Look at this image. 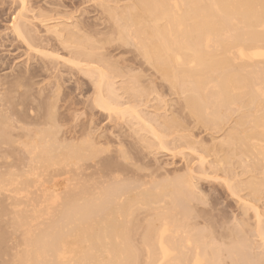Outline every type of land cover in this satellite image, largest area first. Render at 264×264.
<instances>
[{
    "label": "rangeland",
    "instance_id": "rangeland-1",
    "mask_svg": "<svg viewBox=\"0 0 264 264\" xmlns=\"http://www.w3.org/2000/svg\"><path fill=\"white\" fill-rule=\"evenodd\" d=\"M24 3L25 7H23ZM132 3V0H0V84L2 85H0V93L4 95L3 97L0 94V101L2 100L0 102V110L2 107L0 127L2 121L5 123L8 120L9 124L16 123L19 118L22 120L25 117V119H30L35 114L47 119L51 114L52 120L61 130L59 137L76 146L82 141V143L84 141L86 143L90 139L88 144L91 151L99 152L98 154L101 152L99 155L100 161L102 160V165L100 164L101 174L119 173L121 178L119 181L124 182L123 185L125 186L122 185L124 189L128 190L134 184L138 188L136 193L144 190L152 191L151 194H154L153 203L139 199L143 206L140 207V202V205L137 202L138 205L135 206L136 208L137 206L140 207V209L137 208V211L141 212L142 210L141 213L137 212V214L135 211L133 214L135 215L133 218H138L136 223L139 229H136L137 224L134 225L135 218L131 219V222L134 223H129V231H133L129 234L131 241H134L132 243L134 247L138 242V246L144 248V241H142L144 238L142 237L146 236L147 229L144 230V228L147 227L145 225L150 222L154 225L152 221L158 225L167 215L166 213H168L169 219L172 218L170 221L176 219L175 217L178 221L181 218L184 221L183 215L185 214L188 223L192 222L193 226L197 227V229L192 227L189 229L193 232L198 230L196 234H205L203 240L206 242L208 239L207 243H210V248H218L221 251L220 261L223 264H233L232 253L237 254L240 264L247 262L245 256L251 259L253 264H264V237L258 234L259 225L261 227L264 222V159H262L264 155L261 156L262 154H260L264 149L261 148L264 146V137L258 136L263 143L258 142L257 139L254 141L251 139L249 142V148H254L256 141L257 144L259 143L258 146L262 144L260 149L256 146L260 152L252 149L250 151L249 148L244 151L245 147L242 148L239 140L235 141L234 143L237 144H233V146L232 144L231 146L224 144L225 138L227 139L232 133L236 131L240 133L249 127V125L242 127L239 124L242 111L237 107H233L232 111H229L231 116L229 114L230 117L224 119L223 122L220 121L221 123L217 127L210 123H201L199 119L190 115L189 110L184 107L187 94H183L172 87L146 59L144 60L142 49L138 47L141 45H135L137 42L139 43L138 38L130 37L126 31L130 27L129 29L133 33L130 30L129 32L135 35L136 30L140 29L136 26V28L126 26V30H124L126 24L124 21L127 20L125 18L129 13L127 8ZM122 22L125 23L123 26ZM14 23L17 26H14ZM58 24L60 25L58 26ZM18 25H22L23 29ZM81 50H88V52L90 50L96 56L100 55L102 60L98 63L84 61L83 57L77 56V52ZM92 69L93 72L91 73ZM101 74L105 75H103L102 91L97 87ZM5 86L10 87V89L5 88ZM100 94L105 101L114 104V107H117L114 110L117 111L107 112L100 109L95 104ZM9 107L10 109H8ZM119 111L120 113H118ZM31 112L33 115L30 114ZM3 115H6L4 118L7 119L4 120ZM175 121H177L176 126L168 124ZM9 124H4V126ZM258 131L260 132L261 129ZM1 138L4 141L3 136H0V141ZM6 138L4 137V139ZM260 139L258 140L260 141ZM119 150L123 151L120 152ZM248 151L251 152V155ZM7 154L5 152L0 153L2 159H0L2 165L0 172L4 174L3 177L9 176V173L11 175V169L9 170V166L7 167L5 164V159L8 156L7 160L11 159L10 153ZM16 154L18 157L22 155V153ZM12 156L15 157L13 154ZM3 160L5 161L3 162ZM20 169L17 172L21 173L22 170ZM12 170L17 173L14 169ZM0 176L2 177V174ZM8 176L2 178L4 179L2 180L3 184L6 178L8 180ZM150 180L152 181L150 182ZM175 180L184 182V186L178 182V185L184 189V198L181 195V197L176 196L179 206H176L177 202L174 205L168 195L169 190L173 187V182L174 184L177 183ZM98 181V189L122 184L121 182H113L112 178L107 180L108 185L102 179ZM254 183L255 185H253ZM126 184H131V186L126 187ZM101 185L103 186L101 187ZM156 185L160 187L165 185V187L160 189ZM158 189L160 192L162 190L161 195L164 193L162 197H160ZM188 190L190 197L187 196L186 191ZM3 191H0L2 192L0 193L2 194L0 195V264H18L19 252L21 253V250L24 251L26 248H24L26 245L25 237L23 240L21 237L26 236V233L30 232L33 227L35 230L33 229L31 233L38 235V230L39 233L43 231L42 229L45 230V224L42 223L46 222L52 225V223L59 221L57 220L59 217L57 216V219L52 220L55 217L53 214L52 217L50 216L51 219L47 216L38 220L33 218V212H30L31 215L29 216L28 209L26 213L29 217H25V209L29 207L30 210L38 203H34V206L33 203L30 201L28 203L24 198L23 201L22 198L21 200L14 199L13 195L8 194V196L6 195L8 192ZM6 196L14 199L15 202L13 201L14 204H12L15 207L9 205L12 200ZM163 196H168V198L165 197L164 199ZM16 199L18 203L25 201L27 207L23 203L24 206H22L25 209L22 210L21 204H19L20 209L16 208L18 207ZM154 204L157 205V208ZM146 205H151L152 208L150 206L149 209ZM154 207L155 211L153 210ZM158 209H161L160 212ZM10 210L12 213H9ZM20 211L25 215L23 216ZM156 211L158 215L154 214L157 213ZM175 211L178 212L175 214ZM185 211L190 215L184 213ZM14 212L17 213L12 215ZM143 212L147 213L144 214ZM142 214L144 216L157 215V219L155 216V218L149 216L151 218L147 219L148 217L144 218ZM160 215L163 217L162 219L161 217L158 218ZM14 216L18 218L15 219ZM21 217L27 219L26 221L29 219L27 222L29 224L33 222L30 224L31 227L27 223L24 224ZM30 217L34 220L30 221ZM194 217H196L195 220ZM46 218L51 222L46 221ZM44 219L46 220L44 221ZM19 220L20 222H18ZM13 221L19 225V228H22L18 229V225H16V230ZM36 221L38 224L35 223ZM140 221L142 225L139 224ZM260 221H262L261 224ZM195 223L198 225H194ZM37 226L44 227L39 229L36 228ZM26 227L28 231H26ZM48 227L46 225V228ZM23 229H25V233L21 231ZM131 234H136V236L133 237ZM138 234L140 237L142 234L144 235L140 238L137 236ZM206 234L209 236L207 237ZM234 236L237 237L236 240ZM20 242L22 249H20ZM212 243L217 245L213 246ZM26 246L28 247V245ZM14 251L16 254L19 252L16 255L13 254ZM143 251L144 249L140 251L142 260L139 264L146 263ZM15 255L18 257L17 259H15ZM13 256L14 258H12ZM8 260L9 262H7Z\"/></svg>",
    "mask_w": 264,
    "mask_h": 264
},
{
    "label": "bare ground",
    "instance_id": "bare-ground-1",
    "mask_svg": "<svg viewBox=\"0 0 264 264\" xmlns=\"http://www.w3.org/2000/svg\"><path fill=\"white\" fill-rule=\"evenodd\" d=\"M132 1V5L127 8L129 13L127 15L125 13L126 18L123 14V19H127L126 21L122 20L126 23L122 22V26L125 24L124 30H126V26H131V28L136 26L140 29L138 31L136 30V33H134L135 35L132 34L133 31L129 29L130 27L127 28L126 31H128L127 33L130 37L135 39L138 38L139 43L133 41L137 42L135 45H141L138 47L142 49L144 60L146 59V61L152 65L172 87L183 94H187L184 107L189 110L190 115L199 119L201 123H210L217 127L218 124L221 123L220 121L223 122L224 119L231 116V109L237 107L242 111L239 124L242 127L243 125H249V127H244L246 130L243 128L244 130L240 133L237 131L232 133L227 139L225 138L224 144L226 146L227 144H230V146L232 144L233 146V144H237L234 142L239 140L243 146L242 148L245 147V151L246 148L248 150L250 147L249 142L251 139H253V141L257 139L258 142H262L258 136L264 137V0ZM21 3L23 5V2ZM23 7H25V3ZM24 11H26V9H24ZM19 17H21L20 14ZM120 17L122 16L120 15ZM118 23L121 25L120 22ZM13 25L17 26L15 23ZM59 25L60 24H58V26ZM18 27H22V25H18ZM119 27L121 28V26ZM129 30L132 31V33H130ZM77 56L83 57L84 61L92 63H98V61L102 60L100 55L96 56V54L92 53L90 50L89 52L88 50H81L77 52ZM87 72H89V70H87ZM92 72L93 69L91 73ZM103 75L104 74H101V76H99L100 81L98 80L99 83L97 84L100 91H102L101 86L103 85L105 76ZM6 85L8 84L6 83ZM8 86H5V88L10 89ZM103 98L102 94H100L96 99L95 104L100 109L109 112L117 108L114 107V104L108 103ZM8 109H10V107ZM118 110H120V108ZM1 111L2 107L0 113ZM118 113H120V111ZM30 114L33 115V112ZM5 116L3 115V118ZM51 116L50 114L49 117L45 119L35 114L33 118L30 119L28 118L29 116L27 117L28 119H25V117L24 120L19 118V120H17L18 124L20 123L19 125L17 122L13 123L11 121L12 123L10 122L11 124H9L8 120V123L6 121L3 123L2 121L3 126L1 125L0 127V136H3L4 140L2 141L1 138L0 153H10L11 159L13 157L12 154L15 155L12 160L10 158L9 161L7 160L9 156L5 159V164L7 167L9 166V170L11 169V175L9 173V176H4H8V180L6 178L3 184L2 180L4 179L2 178H4V174L0 172V175L2 174V177L0 176V191L4 190L8 192L6 195L11 194L14 199L18 198V200H21L22 198L23 201L24 198L28 203L29 201L33 204L38 203L37 206L34 204L35 207H31L30 210L32 211H30L29 207L26 209L23 208L24 204L25 207H27L25 201L18 203L16 199V203L18 204H16L18 206L16 208L20 209L19 207L23 205L22 210L25 209L24 212L26 213L28 209V214L33 212V218L35 219L40 220L39 218H45L47 216L51 219L53 214L55 217H53L54 219L52 218V220L58 217L60 218L57 219L59 220L58 222L52 223V225L46 222L42 223L45 224V227L43 226L45 230L42 229L43 231L40 233L38 230V235L31 233L35 228L33 227L30 232L26 233V236L23 235V237H21L22 240L25 237L24 241L28 247L24 244V248L26 247L27 249L25 248L24 251L21 250V253L18 251L19 259L16 257L18 252L16 254L14 251L13 254H16L15 259L19 260L18 264H139L140 260H142L140 251L143 249L144 256L146 257L145 264H223V262L220 261V257H222L220 255L221 251L216 247V249H214V247L212 249L210 248V243H207L208 239H206V242L203 240V235L205 234H196L198 230H194V233L189 229V227L193 229H197V227H194L192 222L188 223V218L185 217V214L183 215L184 221H182L181 217L179 221L176 220L177 217H175L176 219L173 221H170L172 218L169 219L170 217L167 216L168 213H166L167 217L165 216L166 218L164 217L160 223L158 222L159 220L156 221L159 223L158 225H155L154 221H152L154 225L150 224L151 222L149 224L147 223L148 225H145L147 228H144V230L147 229L145 233L146 236L142 237L144 234L141 236L144 238L142 239V241H144V248L142 249L140 245L139 247L138 242L137 245L135 243L134 245H136V247L138 246L139 250L141 248V250L139 251L134 247L132 244L134 241L130 239L129 233L133 231H129V223H134L131 222V219L135 218H133V216H135L133 215L134 212H140L137 211L138 206L137 208L135 206L140 202L139 199L153 203L154 194L152 195V191H149V193L147 190L136 193L138 188H136L134 184H132V186L128 184L131 186L128 190L124 189V182L122 183V181H119L121 179L119 173L101 174L102 168H100V164L102 160L100 161L99 159L101 152L98 154L99 152L94 153L91 151V147L88 144L90 139H88L86 143L84 141L85 144L82 143L83 141L81 140L82 142L80 141L81 143L77 144V146L67 142L66 139L59 137L61 130H59V127L52 120ZM5 119L7 118H4V120ZM4 124L9 125L4 126ZM168 124L170 126H176L177 121ZM258 129H261V131L259 132ZM4 137L7 138L4 139ZM258 139H260V141ZM256 142L255 144L258 146L259 143L257 144ZM253 145L251 146L253 147ZM261 145L258 146L259 149ZM256 146H254L255 149L249 148V150L258 151V147L256 148ZM261 148L263 149L264 146ZM119 151L122 152L123 150ZM16 153H22V155L18 157ZM250 153L251 152H249V154ZM260 154H262L261 156L264 155V149ZM5 160H3V162ZM0 166H2L1 163ZM12 169L16 172L20 169L22 172L19 170L21 173H15ZM109 178H112L114 180L113 182H121L122 184H115L114 187L109 186L110 188H97V184L100 182L98 180L102 179L103 182L108 185L107 180H109ZM151 181L152 180H150V182ZM175 182L177 181L175 180ZM178 182H180L181 185L184 183L181 181ZM178 182L176 184L173 182V187L169 190L170 193L168 194L173 204L177 202V195L183 196L184 194V189L181 185H178ZM255 183L253 185H255ZM128 185L126 187H128ZM102 186L103 185H101V187ZM138 186L141 188L140 185ZM156 186L160 189L161 187L162 189L165 187V185L161 187L159 185ZM132 187L134 188L132 189ZM149 187L150 186H148V188ZM160 189H158L159 195L162 197L164 193L161 195L162 190L160 192ZM164 191L165 189L163 192ZM186 192L188 194L189 190ZM189 195L190 194L187 196L190 197ZM165 197L168 198V196ZM7 198L9 199L10 197ZM14 199H11L12 202L9 203L10 206L14 204ZM2 201L5 202L6 199ZM140 203V207L143 206L142 202ZM19 204L21 205L19 206ZM159 205L158 208L160 207ZM179 205L178 203L176 206ZM10 206L9 208L11 209ZM13 206L15 207V205ZM147 206L149 208L151 205H146V207ZM154 206L157 208V205L154 204ZM140 207L138 209H140ZM144 209L143 211H145ZM14 210L18 212V210ZM146 210L148 209L146 208ZM153 210L155 211V207ZM158 210L160 212L161 209ZM12 211L9 213H12ZM178 211H175V214ZM16 213L14 212L12 215ZM21 213L23 216L25 215V213ZM153 213H151V215H153ZM184 213H186V211ZM28 214L26 213L25 217L31 215V213L29 216ZM154 214L158 215V212ZM173 214L171 215L173 216ZM157 215H154L156 219ZM161 215L158 216V218L161 217ZM188 215L190 214L188 213ZM142 216L144 215L142 214ZM149 216H144V218H155L154 216ZM16 218L18 217L16 216L15 219ZM22 218L23 217H21V219ZM33 218H31L30 221H33ZM162 218L163 217H161V219ZM195 218L196 217L193 219L195 220ZM46 219H44V221L49 220L48 218ZM136 219L138 218H135V220ZM23 220L24 224L29 221V219L26 221L27 219L24 218ZM49 221L51 222V220ZM18 222H20V220ZM136 222H138V220L135 221L134 225L137 224ZM261 222L262 221L259 223L261 224ZM35 223H37V221ZM197 223L194 225H198ZM13 224L14 227L18 225L15 224L14 221ZM27 224L31 227L29 223ZM139 224L142 225L141 221ZM263 224L261 227L259 225L258 231L261 237H264ZM20 225L23 226V224ZM39 225L41 224L39 223ZM46 225L49 227L46 228ZM17 227L18 229L22 228H19V225ZM41 227L42 226H37L36 228L40 229ZM15 229L17 230L16 227ZM136 229H139L138 224ZM21 231L24 232L25 229ZM26 231H28L27 227ZM139 234L141 235L140 232ZM139 234L137 235L138 237H140ZM134 236H136V234L133 235V237ZM234 237L236 240L237 237ZM211 238L212 237H210V239ZM135 239L137 238L135 237ZM210 239L209 242L212 240ZM10 240L12 239L10 238ZM16 244H18V242H16ZM14 247L17 246L14 245ZM15 249L17 250V248ZM20 249H22L21 242ZM241 249L243 250V248ZM232 255L233 264H240L237 254L232 253ZM246 257L247 256H245V260H247V262L245 261V264H253L251 259H248V257L246 259ZM12 258H14V256ZM143 259L145 260L144 257ZM7 262H9V260Z\"/></svg>",
    "mask_w": 264,
    "mask_h": 264
}]
</instances>
